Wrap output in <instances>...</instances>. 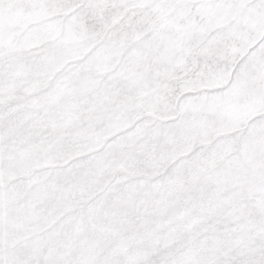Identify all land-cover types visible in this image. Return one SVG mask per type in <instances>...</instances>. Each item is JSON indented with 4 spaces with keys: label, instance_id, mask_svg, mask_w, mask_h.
<instances>
[{
    "label": "snow or ice",
    "instance_id": "snow-or-ice-1",
    "mask_svg": "<svg viewBox=\"0 0 264 264\" xmlns=\"http://www.w3.org/2000/svg\"><path fill=\"white\" fill-rule=\"evenodd\" d=\"M0 264H264V0H0Z\"/></svg>",
    "mask_w": 264,
    "mask_h": 264
}]
</instances>
